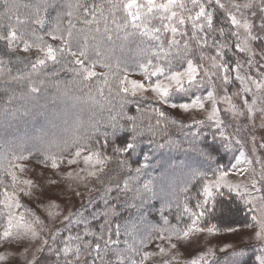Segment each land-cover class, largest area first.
Instances as JSON below:
<instances>
[{"label": "snow or ice", "instance_id": "snow-or-ice-1", "mask_svg": "<svg viewBox=\"0 0 264 264\" xmlns=\"http://www.w3.org/2000/svg\"><path fill=\"white\" fill-rule=\"evenodd\" d=\"M0 8L5 10L3 18L9 22L0 23V42L10 52L19 48L22 52L34 50L38 53L34 61H28L33 71L47 68L49 62L52 65L64 64L65 70L74 72L77 78L90 81L98 77L94 71L97 61L91 60L90 51H95L99 56L101 45L111 42L114 36L135 38L136 53L130 58L131 62L117 59L116 71L111 73L113 80L110 82L107 75L104 76L103 82L108 87L109 94L115 92L117 96H126L131 93L133 96L139 94L143 97L150 92L155 103L173 109L179 108L184 112L206 113L204 119L194 118L192 124L185 125L169 120L165 111L155 108L158 116L156 127L160 126L162 120L172 124L180 123L182 128L192 129L196 126L191 134L197 137L201 127L209 126L221 138L229 140L222 113L237 120L245 118L253 127L259 120L260 126L264 127V0H27L22 4L0 0ZM21 9L28 13L24 19H21ZM13 17L16 25L11 24ZM49 24L51 28L45 35L59 41L58 46L47 43L43 35H37L36 27H32L30 32L24 30L25 25L43 28ZM68 57L74 59L69 60ZM99 66L108 68L110 72L113 67L109 63H101ZM137 70L142 74L143 80L129 79V74ZM11 80H27L31 92L39 91L31 77L15 76ZM233 88L235 91H231ZM100 95H104L103 89H100ZM174 95L185 98L186 102H174ZM221 104L226 107L221 109ZM112 127V134L115 135L117 125L113 124ZM107 136L108 133H105L104 145L92 147L86 143L90 137H73L70 142L64 141L62 147L58 146L59 156L48 154L40 162L48 166L50 161L53 169L59 168L65 159L68 165L82 162L84 167L76 172H66L65 177L83 181L89 192L95 191V188L87 187L88 183L92 180L103 183L105 169L114 156L132 152L136 147L133 136L123 147H114L113 155H108L101 150L108 147ZM236 143L239 144L240 141L236 140ZM260 148H264V143L260 144ZM64 153H68V156ZM199 154L207 156L202 151ZM244 156L245 153L241 150L232 169L247 179L249 169L239 167ZM25 159L27 158L23 154H14L9 160L5 171L11 177L14 190L9 194L5 188L4 199L0 200V205L3 206L0 208V219L6 224L0 233V240L14 241L17 244L29 241L34 252L31 259H25V264H41L47 260H51V264H146L155 257L160 258L159 264H179L176 254L178 246L173 240L186 239L193 232L213 233L218 230L215 224L207 228L198 226V222L209 211L205 206L210 201L213 202L211 211L214 212L222 203L216 197L225 195L223 189H228L229 193L251 196V192L261 191L257 184L264 182V161L260 158L255 161L261 165L260 171L257 172L255 168L251 170L253 175L249 184H232L227 179L230 175L228 170L213 169L215 179L208 180L206 172L191 169L181 191L187 193L189 186L203 181L202 188L197 193L195 208L185 204L181 214L176 217L177 225H169L168 218L162 215L166 227L154 228L137 246L127 222L124 225H114V218L119 217L122 211L132 209L142 217L141 210L148 202L145 193L152 189L150 182H145L142 185L144 192L133 191L129 181L124 180L123 185L117 183L116 188L125 196L132 192L131 201L110 204L112 197H109L103 200L106 206L103 211H92L87 216L82 209L68 210L60 224L68 228L69 234L63 236L57 245L61 227L48 229L46 238L44 221L38 217L26 219L23 213L16 211L23 206L19 195L30 196L31 191L27 189L33 186L31 180H18L13 171L15 168L23 171V166L14 164L13 161ZM118 163L121 167L124 166L123 160ZM247 163L252 164L253 161L248 159ZM135 171L139 174L141 169L136 168ZM3 183L4 180L0 179V185ZM104 190L109 194L113 191L109 186H105ZM74 194L82 196L79 190ZM201 196L202 200L199 199ZM115 199L119 201V196ZM261 199L264 200V197ZM255 200L256 197L253 196L246 202L254 203ZM88 203L90 205L94 200L89 199ZM59 207L55 202L48 205L49 209ZM167 208H171V202ZM165 210L166 207L162 205L161 213ZM60 215L59 211L48 212L53 221L58 220ZM186 217L190 223L179 228L178 225L184 223ZM95 222H99L98 228L94 227ZM73 225L82 227L72 233L70 226ZM132 228L135 229L136 225ZM122 236L125 237L123 240ZM129 237H132L131 241ZM256 238L264 239V227L256 233ZM49 239L52 243H49ZM153 240L165 243L157 244V251H144ZM27 251L25 249V255ZM37 253L40 255L37 256ZM7 259L6 255H0V261ZM256 259L258 264H264V256H257ZM202 262L207 264L203 255L192 259L189 264Z\"/></svg>", "mask_w": 264, "mask_h": 264}, {"label": "trees", "instance_id": "trees-1", "mask_svg": "<svg viewBox=\"0 0 264 264\" xmlns=\"http://www.w3.org/2000/svg\"><path fill=\"white\" fill-rule=\"evenodd\" d=\"M24 2H27V0H11V3L14 4H22ZM4 11L3 8H0V23L7 24L9 22L3 18ZM27 14L24 9H21V19H24ZM14 22L16 23L15 17H13L11 24L13 25ZM24 27L28 32L32 30V27H36L37 35H43L44 40L50 43L51 38L45 35L51 28L50 24L43 28L31 25H25ZM50 44L53 43L51 42ZM120 46L122 47L121 49H119ZM5 49H7L6 45L0 42V52L4 51L9 57V61L1 62L2 65H0V130L8 125L4 122L8 121L6 117L8 118V115H11V111H15L13 104L15 101L28 104V101L34 100L40 105L44 104L47 106L48 104L51 108L50 103H56L59 100L64 101L65 99H61L63 96L74 100L76 98L78 101H84V99L94 96L90 105L86 104V107L91 110L89 112L91 114L87 116H93L92 119L97 120L100 125H96L97 127L87 130V132L80 134L78 137H90L91 139L87 140L86 143L89 147H92L93 145H104V134L108 133V147L101 150L108 155H113L112 149L114 147H123L125 142L131 141V138L135 136V150L114 156L107 165L106 174L102 178L103 183H100V188L88 197L85 201L86 203L78 209L84 210L86 216L92 211H103L106 207L103 200L109 197H112L110 204H123L125 200L131 201L133 193L130 192L125 196L117 190V183L122 186L124 180H128L133 191L144 192L142 185L145 182H150L152 191L145 193L148 202L144 204L141 210L142 217L140 213L132 209L124 210L119 217L114 218V225L115 223L124 225L127 222L129 231L132 232L137 246H139V241L146 238L154 228L166 227L163 223L162 215L168 218L169 225H177L176 217L181 214L185 204L190 208H195L198 202L197 193L201 190L203 181H198L195 186H189V191L185 193L181 189L185 186L187 180L179 181L178 179L181 176H188L191 169H199L207 173V179L209 180L214 177L212 174L213 169L218 168L229 171L232 166L237 151L217 143L212 131L200 129L199 135L193 137L191 133L195 130L194 126L192 129L182 128L180 126L182 122L172 124L164 120L161 121L159 127H156L158 116L154 111L157 108L155 105L132 98L128 94L126 96L124 94L117 96L115 92L109 94L108 87L103 82L104 76L106 74L110 82L113 80L111 73L116 71L117 59L131 62L130 58L136 53L135 38H126L122 35L114 36L111 42H105L101 45V54L99 56L96 55L95 51H90L91 60L97 61V64L109 63L113 65L111 72L108 68L103 67V73L98 74L97 78H93L90 81H83L82 78H77L74 72L65 70L66 66L64 64L52 65L49 62L47 68L33 71L31 63H28L32 59H17L18 56L14 52L9 53ZM68 59L71 60L72 57H68ZM54 72L57 74L53 75ZM3 73L5 76H2ZM15 76L31 77L39 91L35 93L29 91L27 80L12 81L11 77ZM40 81H43V83H40ZM100 89L104 91L103 96L100 95ZM10 97L11 100H9ZM22 109H24L23 105ZM100 109L102 111L97 112ZM167 116L169 120H176L168 114ZM128 117L133 119L129 120ZM166 123L167 127H165ZM113 124L117 125L115 135L112 134L114 131ZM8 150L9 148L2 149L0 144V155H2V151L6 152ZM201 151L207 153V156H201L199 154ZM33 152V156H35L39 155L41 150ZM53 152L50 150L45 154L48 155ZM5 154H7L6 158H9L12 152H6ZM42 155H44V152ZM170 156H173L172 163L180 177L174 182L171 181L170 184H167L162 179V173L166 170L165 162ZM119 160L124 161L123 167L118 163ZM129 166L131 171H129ZM136 168L141 169L139 174L136 173ZM2 169H5V167L3 168L0 165V179L4 180L3 185H0V200H2L4 189L7 188L8 190L11 183L10 176ZM105 186L111 187L113 191L110 194L106 193L104 190ZM224 193L223 197H216V200L222 201V203L216 207L214 212L211 211L212 201L205 206L209 211L203 217L201 227L207 228L215 224L217 229L225 230L226 226L222 224L224 221L223 217L225 214L232 213L237 217L236 223H229L228 228L235 225L249 226L253 219L248 208L238 200L237 196L228 192ZM117 196H119V201L115 199ZM89 199L94 200V203L89 205ZM199 199L202 200V196ZM169 202H171L170 209L167 208ZM229 204L234 205L236 210L231 211ZM162 205L166 207L163 213L160 211ZM189 222L186 217L185 222L180 223L178 227L182 229L185 223ZM133 225H136L135 229L132 228ZM98 226L99 222H95L94 227L98 228ZM70 227L72 233H75L82 226L73 225ZM68 234V228H63L60 237L57 239V245H59L62 237ZM124 238L123 236L121 237L122 240ZM131 239L132 237H129L130 241ZM229 257L233 258L226 260L230 259ZM256 258L257 252L255 249L245 247L238 252L215 259L208 264H258Z\"/></svg>", "mask_w": 264, "mask_h": 264}, {"label": "rangeland", "instance_id": "rangeland-1", "mask_svg": "<svg viewBox=\"0 0 264 264\" xmlns=\"http://www.w3.org/2000/svg\"><path fill=\"white\" fill-rule=\"evenodd\" d=\"M13 25H16V23L14 22ZM25 29L26 28L24 27V30ZM51 42L54 46L60 44L59 41L50 39V43ZM121 48L122 47L120 46L119 49ZM5 50L8 51L7 49ZM8 52H14L19 58H28L32 59V61H34L36 56L39 55L34 50L22 52L19 48ZM72 59L74 58L72 57ZM7 61H9L7 54L4 51L0 52V65H2L1 62ZM94 71L97 74H101L103 73V67L99 66L98 63ZM2 76H5V74L3 73ZM129 79L140 81L143 80V76L137 70L129 74ZM231 91H235V88L231 89ZM128 95L132 98L151 103L157 108H161L170 117L179 122L185 123L186 125L192 124L194 118L199 120L204 119L206 116V113H197L195 111L184 112L179 108L173 109L166 105L155 103L153 102V94L150 92L144 94L143 97L139 94L133 96L131 93H128ZM93 98L94 96H91L90 98L84 99V101H78L76 98L74 100L73 98L69 99L63 96L61 99L65 100H59L52 104L50 103L51 108L48 104L47 106L44 104L40 105L34 100H30L31 102L28 101V104L26 102L15 101L13 103L15 111H11V115H8V118L6 117L8 121L4 122L8 125L2 127L0 130V144L2 149L9 148L6 152H12V155L9 158H6V152L2 151V155H0V160H2L0 165L6 169L9 160H11L14 154H23L27 159L13 161L14 164L22 165L23 171H21L20 168H15L13 171L18 180H31L33 182V186L30 189H27L31 191L30 196H25L23 194L19 195L20 203L23 206L16 211L23 213L26 219L31 220L38 217L41 221H44V225L46 226V238L48 229L61 227L62 230L64 228L61 226L60 221L63 219V215L67 214L68 210H75L81 207L86 203L85 201L88 197L93 195L100 188V182L92 180L88 183L87 187L95 188V191L89 192L87 188H85L83 181L75 179L69 180L65 177L66 172H76L79 168L84 167L82 162L77 165H68L67 160L65 159L63 163H60V166L57 169L51 168L50 161L48 166H45V164L40 162L44 159L47 151H54L51 154L59 156V147L63 146L64 141L70 142L73 137H78L80 134L87 132V130L100 125L97 120L92 119L93 116H87L91 114L89 113L91 110L86 107V104L90 105ZM172 100L177 103L186 102L185 98L175 95L172 97ZM115 104L117 105L116 102ZM22 105L24 106V109H22ZM220 107L223 109L226 105L221 104ZM100 111L102 110L100 109L97 112ZM222 119L225 122V131L230 137L229 140L221 138L215 129L209 126H204L200 129L212 131L217 143L223 146L225 145L228 148H233L234 151H237V155L234 157L232 165L237 163L236 157L240 154V151H244L245 156L242 158L239 167L249 169L247 179L240 176L235 169H232V166L229 169L230 175L227 179L232 184H249L253 175L251 170L255 168L256 171L259 172L261 168L260 164L255 163L256 159L260 158L264 161V148H260V144L264 143V127L260 126L259 120H257L256 126L253 127L245 118L237 120L232 118L229 114L224 113H222ZM207 123L208 122L206 121V124ZM237 129H239V131H237ZM253 137L255 138V155H253ZM236 140H239L240 143H236ZM31 150H41V152H39V155L33 156L34 152ZM43 152L44 155H42ZM64 155L67 157L68 153H64ZM172 158L173 156H170V158L167 159L165 162L166 170L162 173V179L163 181H166L167 184H170L171 181L174 182L180 177L176 172L175 166H173ZM248 159H251L253 163L248 164ZM5 169H2V171L4 170V172L7 173ZM256 178L259 180V176ZM187 179L188 176H181L178 180ZM214 179L215 177H212L209 180ZM51 181H56V183H51ZM257 187L260 188L261 191L251 192V196L238 195L235 192L231 193L237 196L238 200L247 207L248 211L251 213L253 221L249 226L235 225L228 228L229 223H236L235 221L237 217H235L233 213L225 214L222 223L226 226L225 230L218 229L213 233H208L207 231L193 232L186 239L180 241L173 240L172 242L177 243L178 246L176 254L179 264H189L192 259H198L202 255L208 264L215 259L227 256L230 253L238 252L245 247L255 249L257 256H264V251H262V249H264V239L256 238V233L261 231L262 227H264V224H262V220H264V200L261 199V197H264V182L258 183ZM13 190L14 188L11 181L8 188L9 194H11ZM76 190H79L82 193V196H76L74 194ZM223 191L228 192V189L225 188ZM253 196L256 197L254 203L246 202L250 201ZM2 199H4V195L2 196ZM50 202H55L60 207L58 209H49L48 205ZM228 206L231 211L236 210L234 205L229 204ZM2 207L3 206L0 205V208ZM49 211L53 213L57 211L61 212L59 219L55 221L50 219L48 216ZM253 217H255V219ZM202 219L198 222L199 227L202 226ZM5 226L6 224L4 220L0 219V233L3 232ZM229 229H231V231ZM49 243H52L50 239ZM161 243L165 242L153 240L143 250L149 252L157 251L156 245ZM25 249L28 250L26 255ZM221 249L224 250L221 251ZM33 252L34 248L27 240H25L23 244H17L14 241L0 240V255H6L8 257L7 260L0 261V264H25V259H31ZM39 255L40 254L37 253V256ZM44 255L47 257V252H45ZM229 258L230 259L226 260H231L233 257ZM52 259L55 258L53 257ZM159 260V257H155L148 260L146 264H159ZM41 264H51V260L42 261Z\"/></svg>", "mask_w": 264, "mask_h": 264}]
</instances>
